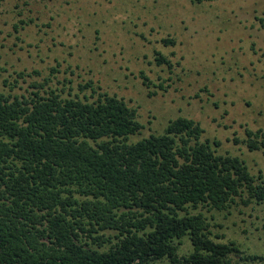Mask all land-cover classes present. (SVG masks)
Here are the masks:
<instances>
[{"label": "trees", "instance_id": "1", "mask_svg": "<svg viewBox=\"0 0 264 264\" xmlns=\"http://www.w3.org/2000/svg\"><path fill=\"white\" fill-rule=\"evenodd\" d=\"M34 95L0 92V264H264L212 237L203 209L262 203L264 181L202 141L200 123L179 117L133 143L144 126L125 99ZM247 136L264 149L262 130Z\"/></svg>", "mask_w": 264, "mask_h": 264}, {"label": "rangeland", "instance_id": "2", "mask_svg": "<svg viewBox=\"0 0 264 264\" xmlns=\"http://www.w3.org/2000/svg\"><path fill=\"white\" fill-rule=\"evenodd\" d=\"M258 18L264 0H0V92L91 102L100 93L118 96L144 126L133 143L163 134L171 120L192 119L204 130L202 141L240 157L264 181V149L250 151L246 143L247 130L264 132ZM157 52L173 67L159 65ZM203 211L214 240L264 255V202ZM106 235L115 242V233Z\"/></svg>", "mask_w": 264, "mask_h": 264}]
</instances>
